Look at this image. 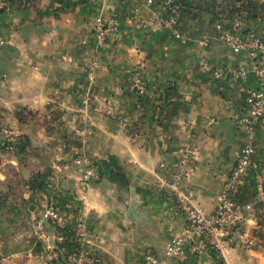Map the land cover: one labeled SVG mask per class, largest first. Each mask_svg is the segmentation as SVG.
I'll list each match as a JSON object with an SVG mask.
<instances>
[{
  "label": "crops",
  "instance_id": "1",
  "mask_svg": "<svg viewBox=\"0 0 264 264\" xmlns=\"http://www.w3.org/2000/svg\"><path fill=\"white\" fill-rule=\"evenodd\" d=\"M146 1L14 0L0 11V148L14 144L0 151V249L16 264H46L43 246L29 234L50 203L71 205L87 223L97 264H142L148 252L162 256L187 226L167 184L186 147L193 174L184 189L206 214L216 208L245 142L239 120L248 90L258 83L233 80L232 69L250 65L244 54L215 38L200 43L202 34L213 36L216 8L209 0H188L196 7L181 13L184 41L138 27L151 9ZM113 15L122 31L102 45L94 21ZM249 24L264 36V19ZM94 59L99 65L90 80ZM204 61L223 67L224 77L202 71ZM136 78L146 82L145 94L135 89ZM256 144L243 201L256 199L259 179L264 184V118ZM78 157L101 171L98 181H81ZM133 196L146 215L139 223L126 216ZM263 206L245 214L222 252L164 264H264L260 246H247L261 238Z\"/></svg>",
  "mask_w": 264,
  "mask_h": 264
},
{
  "label": "built area",
  "instance_id": "2",
  "mask_svg": "<svg viewBox=\"0 0 264 264\" xmlns=\"http://www.w3.org/2000/svg\"><path fill=\"white\" fill-rule=\"evenodd\" d=\"M11 0H0V11L10 7ZM146 6L151 7L149 15L139 17L137 25L148 31L165 32L170 36L186 40L179 29L181 12L175 0H147ZM141 5L136 4L134 14H139ZM122 31L118 15L99 17L94 21L93 32L100 44L113 42ZM213 36L204 33L200 43L208 46L215 38L222 46L236 54H244L249 61L248 66H238L231 70L233 80L240 84L254 77L258 83L257 89L248 90L246 98V113L239 120L245 142L242 145L236 164L229 173L226 183L220 193L216 208L212 214H206L194 204L186 193L184 180L193 174L192 156L188 147L180 150L169 179V195L175 200V205L186 217L187 226L184 232L170 239L162 256L148 252L142 264H164L167 260H186L190 253L201 255L209 250L222 252L229 235L239 228L246 213L253 214L258 204L264 205V184L261 179L256 184L257 197L253 201L239 200V193L245 186L248 175L253 167V157L256 154V143L259 137V127L264 118V36L254 29L248 28V22L242 18H226L213 22ZM4 43L0 35V45ZM99 63L96 59L88 65L89 79H94L95 69ZM201 70L210 73L215 80L222 79L226 73L223 67L213 66L204 61ZM135 89L140 94L148 90L142 78L135 79ZM244 89V88H243ZM7 150H13L8 146ZM79 167L81 181L84 184L100 179L96 167L88 165L86 160L78 157L74 160ZM30 239L43 246V259L46 264H97V259L88 251L90 230L87 223L75 217L71 205L60 208L50 203L34 219ZM72 227L77 247L69 256L61 247L67 237L60 231ZM261 238L255 236L247 241L249 248L260 246L264 256V206L260 211V221L257 224ZM67 256V257H65ZM0 264H16L13 254L0 249Z\"/></svg>",
  "mask_w": 264,
  "mask_h": 264
},
{
  "label": "trees",
  "instance_id": "3",
  "mask_svg": "<svg viewBox=\"0 0 264 264\" xmlns=\"http://www.w3.org/2000/svg\"><path fill=\"white\" fill-rule=\"evenodd\" d=\"M13 1L14 0H11L10 6ZM175 2L179 7L180 12L183 14L193 10L196 7L188 0H175ZM210 2L211 7L216 8L214 9L216 12L213 13V22L217 20H224L226 18H242L248 22V28L252 29L249 24L250 21L264 19L263 0H209V3ZM198 6H201V3H199ZM8 146H13L14 150V144L12 142L6 141L3 145H1L0 151L7 150L6 148ZM99 172L101 175V171ZM244 192L245 191L241 189L238 196L239 200L243 201L244 197L246 196ZM60 231L67 237V240L61 245V247L65 249L66 254L69 256L71 253H73V251H75L77 247V243L73 237L72 227H65Z\"/></svg>",
  "mask_w": 264,
  "mask_h": 264
},
{
  "label": "water",
  "instance_id": "4",
  "mask_svg": "<svg viewBox=\"0 0 264 264\" xmlns=\"http://www.w3.org/2000/svg\"><path fill=\"white\" fill-rule=\"evenodd\" d=\"M135 206H136V197L133 196L131 205L126 213V216L128 219L134 220L139 223L141 220L146 219L145 217L146 215L139 214Z\"/></svg>",
  "mask_w": 264,
  "mask_h": 264
}]
</instances>
